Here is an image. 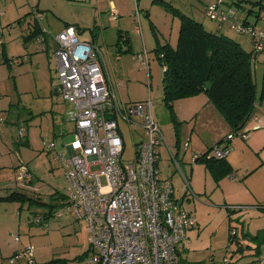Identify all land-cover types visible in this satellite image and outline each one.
Masks as SVG:
<instances>
[{
	"label": "rangeland",
	"instance_id": "obj_1",
	"mask_svg": "<svg viewBox=\"0 0 264 264\" xmlns=\"http://www.w3.org/2000/svg\"><path fill=\"white\" fill-rule=\"evenodd\" d=\"M108 1L0 0V11L3 13L0 17V40L4 43V54L0 55V156L5 152V157L9 159L10 151L11 157L16 156L20 160L18 165L28 169L27 178H20L14 174L12 167L6 166L0 170V185L4 179L21 189L20 186L23 187L29 179L32 184L28 193L40 203H0V264H9L11 258L21 254L25 248L31 249L33 264H85L90 253L86 251L89 242L84 222L77 221L72 212L59 205L61 195L67 194L68 183L56 153L60 155L66 152L64 145L73 139L71 125L65 121L64 113L70 106L54 94L52 88L58 83L54 38L61 29L63 19L79 25V38L95 40L100 60L103 57L106 60V72L122 110L124 106L144 103L148 98L152 102L154 122L164 138V143L156 146L159 154L158 177L173 184L174 199L195 221L185 239L176 246L181 263L220 264L228 259L243 264L258 259L256 257L264 255V236L255 237V234L264 232V211H258V208L263 210L264 207L261 206L263 203L260 204V199L264 198V158L259 164L260 156L256 157L250 152L240 154L241 150L237 151L236 144H243L256 134L253 130L256 124L262 126L259 130L264 128V56L259 55L251 66V80L257 95L256 115L249 119L243 129L247 132L246 138L234 135L227 143L229 153H235L231 160L232 168L229 174L224 173L217 181L216 176L212 175L213 170L204 161L192 162L190 151L194 149L193 154H205L216 145L220 148L226 145L222 141L232 132L231 129L224 125L216 132L217 127L209 125L212 115L218 114L219 119L216 117V120H224L218 109L209 100L206 105L200 102L197 112H194L196 105L182 107L183 103L178 106L179 103L174 101L173 118L163 101V74L153 50L165 44L163 42L176 44L177 18L171 17L172 13L165 9L160 0H137L138 7L135 0H113L114 7ZM180 1L182 4L177 7L180 10L183 7L187 14L191 13L204 31L225 35L246 52L251 47L252 27L246 26V33L243 34L231 30L227 24L219 27L217 22L204 16L205 7L219 4L227 13L235 11L245 16L237 2L247 10L251 9L248 15L251 24L256 22L259 30L264 26V11L261 9L259 13V7L254 4L259 2L264 7V0ZM46 7L52 10H45ZM115 7L122 10L120 25L129 24L130 20L124 18L126 15L132 17V52L119 53L114 47L117 41L122 43L121 39L118 40L116 23L111 18L113 12H118ZM145 11L148 16H145ZM36 15L40 17L42 23L39 24V19L36 21L46 32L45 36L42 33V37L47 42L41 43L32 38L23 42L21 37L26 38L24 29L34 22ZM43 46L48 49L45 51ZM140 46L141 52L137 53ZM143 50L148 55L149 70L145 63L141 64L137 59ZM3 55L9 62L3 60ZM132 120L142 123L139 117L134 116ZM117 121L124 142L122 161L128 163L133 159L134 145L146 140L147 136L141 127L125 122L120 114ZM217 136L220 137L219 142L212 144ZM26 140H29V145ZM50 142L55 143L53 151L56 153L44 150V144ZM189 145L192 148H189L188 154ZM202 148L207 150L197 152ZM260 155L263 156L264 151ZM230 156L226 157L228 161ZM90 170L96 172L98 167H91ZM183 177L189 183L185 194ZM101 183L105 184L103 179ZM55 191H58L57 197H50ZM6 192L9 193L2 190L0 194ZM21 192H24L23 188ZM44 214L50 216L44 220ZM37 218H41V224H36ZM13 236H18L17 242ZM16 264H26V259Z\"/></svg>",
	"mask_w": 264,
	"mask_h": 264
},
{
	"label": "built area",
	"instance_id": "obj_2",
	"mask_svg": "<svg viewBox=\"0 0 264 264\" xmlns=\"http://www.w3.org/2000/svg\"><path fill=\"white\" fill-rule=\"evenodd\" d=\"M111 15L116 17L114 12ZM205 15L220 25L227 23L232 30L243 31L240 17L234 11L227 13L219 4L207 6ZM35 18L40 20L38 15ZM41 31L43 35L46 33L43 28ZM252 35L255 36L253 63L259 55L264 56V27L254 28ZM38 40L45 41L44 37ZM54 41L58 83L53 92L70 106L64 112L65 121L74 126L73 140L68 146L70 153L58 156L68 183L67 194L59 205L85 224L90 253L84 263L182 264L176 246L185 239L195 221L174 199L171 182L158 177L156 146L164 143V138L154 122L150 98L144 103L124 106L122 110L104 73L97 48L81 42L72 27L59 32ZM2 50L0 40V55ZM146 57L143 50L137 59L148 68ZM119 114L125 122L141 127L147 136L134 145L133 159L128 163L122 161L124 142L117 123ZM134 116L142 118V123L134 122ZM261 128L258 123L253 130ZM243 129L228 134L223 148L216 145L211 152L193 154L192 162L225 159L230 152L226 142L234 135L246 138L247 132ZM44 150H55V143H45ZM91 167H98V171L91 172ZM17 174L27 178V167L20 165ZM183 181L185 194L189 183L185 177ZM13 238L17 242L18 236ZM31 252L25 248L9 264L23 258L26 264H33ZM220 264L239 263L225 259ZM243 264H264V256Z\"/></svg>",
	"mask_w": 264,
	"mask_h": 264
},
{
	"label": "trees",
	"instance_id": "obj_3",
	"mask_svg": "<svg viewBox=\"0 0 264 264\" xmlns=\"http://www.w3.org/2000/svg\"><path fill=\"white\" fill-rule=\"evenodd\" d=\"M164 4L167 3L164 2ZM236 4L245 12V16H243L234 11L236 17L241 19L240 25L243 31L239 34L246 33L244 30L246 26L252 27L250 28L252 40L250 41L249 52H246L238 43L225 35L204 31L202 26L192 17L173 9H170L171 12L180 19L176 46L172 47L164 44L159 45L154 50L161 66L160 71L163 74L161 82L163 101L170 116L173 117L174 101L204 94L218 109L223 117L222 119L231 129L232 132L229 134H234L245 127L255 111L257 97L255 84L251 80V59L255 57L253 54L255 36L252 35V32L254 28L258 27L255 25L256 22L254 25L249 22L248 15L251 9L247 10L241 4L237 2ZM254 4L259 7V13L261 9L264 11V7L260 6L261 3ZM222 26L219 24V27ZM26 30L25 33H28L27 39L33 37L38 39L43 33L38 27H34V30L33 28ZM118 37L120 38V35ZM2 54L4 53L2 52ZM3 57L5 62H9L5 55ZM202 161L206 163L210 170H213L217 179L223 177L224 173H230V166L226 158L221 160L210 158ZM56 194L58 193L52 194L51 197L56 196ZM1 200L27 202L29 205L32 203L40 204L37 200L25 194L13 192L4 199L0 198ZM42 205L46 204L42 203ZM48 216L50 214H44V220ZM37 219L39 221L36 224H41V218Z\"/></svg>",
	"mask_w": 264,
	"mask_h": 264
},
{
	"label": "crops",
	"instance_id": "obj_4",
	"mask_svg": "<svg viewBox=\"0 0 264 264\" xmlns=\"http://www.w3.org/2000/svg\"><path fill=\"white\" fill-rule=\"evenodd\" d=\"M136 1V5H137V7H138V3H137V0H135ZM160 1H164V2H166L167 4H164V2H162V4L166 7L165 9L168 11V12H171L172 10H170V9H173V10H178L179 12H181V13H184V14H186V15H188V16H190V17H192L191 16V13L190 14H187L185 11H184V9H183V7H181V10L179 9V7H177V6H179V5H181L182 3H181V1L180 0H168L169 1V3L167 2V1H165V0H160ZM108 2H110L111 3V6H115V3H114V1L113 0H109ZM180 2V3H179ZM179 3V4H178ZM169 7V8H168ZM116 8V7H115ZM206 8H207V6L205 7V10H206ZM45 10H52V9H47V7H46V9ZM116 11H118L117 13H115V15H116V17H113L112 15H111V18L113 19V22H115L116 24L114 25L116 28V31H117V35L119 36L120 35V38L118 37V40L119 39H121L122 40V43H119V41H117V43L114 45V47H117L116 49V51L117 52H122V51H127V52H132V50H133V48L132 47H130V38H131V30H132V28H133V21H132V17L131 16H128V15H126L124 18L125 19H129L130 21H128L129 22V24H127V25H123V24H121L120 25V18H122V17H120V15H121V13H122V10H117V8L115 9ZM205 10L203 11V14H204V16L206 17V15H205ZM38 11H39V9H38ZM172 13V12H171ZM124 16V15H123ZM145 16H148L147 14H146V11H145ZM172 18L173 17H176L177 19L176 20H178V26H177V31L176 32H178L179 31V28H180V19H179V17L178 16H175L173 13H172V16H171ZM207 18V17H206ZM192 19H193V17H192ZM34 22L32 23V24H30L29 26H27L26 27V29H24V30H26V31H28V30H30V29H32L33 28V30H34V27H38V29H42V27L39 25L40 23H42L41 22V20H39V24H38V22H36V19H35V17H34ZM195 20V19H194ZM172 21V20H171ZM211 21V20H210ZM175 23V22H174ZM173 23V24H174ZM61 24V29L59 30V32H61V31H63V30H65V29H67V28H69V27H72V28H75V32H76V36L78 37V39L81 41V42H88V43H91L92 45H94V47L95 48H97V45H96V42H95V40H90V39H88V38H85V37H82V38H79V33H80V31H81V29L79 28V25L78 24H76V23H70V21H67V19H63V21H62V23H60ZM227 24V23H226ZM58 32V33H59ZM179 33V32H178ZM178 33H177V35H178ZM25 35V37L28 35V33H25L24 34ZM40 37H42V35L40 36ZM178 38V37H177ZM21 39L23 40V42H25V41H28V40H30L31 38H22L21 37ZM32 39H34L35 40V38L33 37ZM45 39V41L44 42H42V43H46L47 42V40H46V38H44ZM163 43H165V44H168V43H166V42H163ZM122 44V45H121ZM162 45H164V44H162ZM162 45H160V46H162ZM169 45V44H168ZM170 46H172V47H175L176 45H175V43H174V45H170ZM156 48V47H155ZM48 48L47 47H45V51L47 50ZM54 49H56V43L54 42ZM53 49V50H54ZM97 50H98V48H97ZM141 50V46H140V48H139V50L137 51V53L139 52H141L140 51ZM155 50V49H154ZM153 50V51H154ZM54 52H55V50H54ZM99 52V51H98ZM100 53V52H99ZM136 53V54H137ZM117 54V53H116ZM146 54H147V52H146ZM139 55V54H138ZM6 56V55H5ZM102 57H103V55H102ZM147 57H148V55H147ZM146 57V58H147ZM148 59V58H147ZM100 60V59H99ZM149 60V59H148ZM101 62H102V64H103V66H104V71L106 72L107 71V67H106V63H105V61L106 60H104V57L102 58V60H100ZM55 65H56V68H57V62H56V58H55ZM142 64V63H141ZM149 65H150V62H149ZM148 70H149V66H148V68H147ZM147 70V71H148ZM56 72H57V70H56ZM104 72V73H105ZM149 72V71H148ZM106 74V77H107V79H108V81H109V83H110V85L112 86V89H113V91H114V87H113V85H112V82H111V80H110V77L108 76V73L106 72L105 73ZM57 79V78H56ZM56 86V85H55ZM54 86V87H55ZM53 88V87H52ZM114 93H115V91H114ZM200 102H201V104L202 105H206L207 103H209V101H208V98L204 95V94H200V95H198V96H195V97H192V98H188V99H184V100H179V101H177V103H179L178 104V106L180 105V104H182L183 106L182 107H184V105H185V107L187 106V107H189V106H193V105H196V106H194V108H195V111L194 112H197L198 111V109H199V107L198 106H200ZM212 109V108H211ZM189 111L191 112V109L189 108ZM216 113V112H215ZM215 115H217V116H215ZM215 115H212V120L210 121V123H209V125H211V126H213V127H217L215 130H216V132L217 131H219V130H221V128H223V126L224 125H227L226 123H225V121L223 120H216L219 116H218V114H215ZM256 115V112L254 111V113L250 116V118L252 119L253 118V116H255ZM188 116H190V115H188ZM217 117V118H216ZM219 119V118H218ZM69 125H71L70 123H68ZM73 131H74V126L73 125H71V132H70V134L72 135V133H73ZM256 134H253L250 138H248V140L246 141V142H242L243 144H244V146H243V144H236V148H237V151L238 150H241V151H239V153L240 154H244L245 152H250V154L252 153V155H256V157H259L260 156V161H259V164H261L262 163V158H264V155L263 156H261L260 155V153L262 154V151H264V128H263V130H259V131H256L255 132ZM220 136V135H219ZM220 137H218L217 136V139H215L214 141H212V144L213 143H215V142H219L218 141V139H219ZM73 140V139H72ZM225 140V139H224ZM224 140L222 141V142H224ZM29 140L27 141L26 140V143L29 145ZM72 142V141H71ZM71 142H69L68 144H66V145H64L65 146V151L66 152H61V154L62 153H65V155L66 154H68V153H70V147H68L69 146V144L71 143ZM139 142H141V141H139ZM138 142V143H139ZM225 143V142H224ZM226 143H228V142H226ZM1 146V145H0ZM3 148L4 149H6V150H8L4 145H3ZM189 148H192L191 147V145H189V147L187 148V151H186V153H188V151H189ZM206 148V147H205ZM2 150V146L0 147V151ZM9 150H10V147H9ZM193 150L194 149H191V154L193 155ZM196 150V149H195ZM207 149H200V151H197V152H205ZM53 152H55V151H53ZM260 152V153H259ZM10 155H11V153H10V151L8 152ZM47 153H49V152H47ZM56 153V152H55ZM60 154V155H61ZM189 154V153H188ZM187 154V155H188ZM195 154V153H194ZM235 154V153H234ZM233 154V155H234ZM7 154L5 153V152H3V156H0V170L2 171L6 166H8V167H12V170H13V172H14V174L16 175V176H18V174H17V168L20 166V165H18V164H20V160L18 161V159H16L15 157L16 156H10L9 155V159L7 158V157H5ZM231 155V153H229V155H227V156H230ZM233 155H231L230 156V158H229V161H228V157L226 158L227 159V162H228V164H229V166H230V168H232V158H233ZM56 156H57V158H58V156H59V154L57 155V153H56ZM192 157V156H191ZM17 158H19V156L17 157ZM6 161H7V163H6ZM19 162V163H18ZM261 162V163H260ZM5 164H7V165H5ZM191 164V163H190ZM260 166V165H259ZM229 168V169H230ZM261 169V168H260ZM263 169V171H264V168H262ZM232 172V171H231ZM214 173H212V175H213ZM232 174V173H231ZM233 176V175H232ZM234 179V178H233ZM27 180V179H26ZM217 181H219V179H216ZM1 182H2V180H0ZM0 182V183H1ZM10 182V183H9ZM216 182V181H215ZM7 183V184H6ZM31 184H32V181L31 180H27L26 181V184H24V186L23 187H21L20 186V188L22 189L23 188V191L24 192H21V189H19V187L17 186V185H14L11 181H6V180H4L3 179V184H1L0 186V191H2L3 190V192H5V190H8L9 191V193H7L6 192V194H3V195H1L0 194V198L1 199H4V198H6V197H8V196H10L11 194H12V192L13 193H22V194H25L26 196H28V197H31L32 199H35V196H32V195H30L28 192L30 191L29 189H30V186H31ZM171 184V183H170ZM172 186H173V184H172ZM31 192V191H30ZM54 193H58V191H55ZM33 194H36V193H34L33 192ZM50 197H51V195H50ZM57 197V194H56V196H54V198H56ZM59 197V196H58ZM61 197H62V195H61ZM53 198V197H52ZM260 200H262V201H260V204L261 203H263L261 206L263 207L264 206V198H262V199H260ZM2 202H4V200H1L0 201V203H2ZM5 202H12V201H5ZM13 203V202H12ZM258 211H262L263 212V210H262V208H258ZM262 234H263V236H264V232L263 233H261V234H255V237H257V238H260V236H261V238H262ZM264 238V237H263ZM89 245V244H88ZM90 248H89V246H88V250H89ZM88 250H86V251H88ZM243 250H239V252H242ZM264 255H262L261 257H263ZM256 258H260V257H256Z\"/></svg>",
	"mask_w": 264,
	"mask_h": 264
}]
</instances>
